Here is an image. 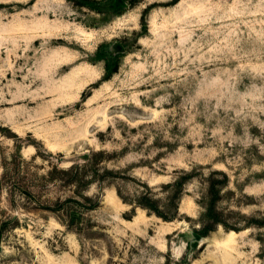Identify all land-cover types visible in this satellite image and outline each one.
<instances>
[{"label":"rangeland","instance_id":"1","mask_svg":"<svg viewBox=\"0 0 264 264\" xmlns=\"http://www.w3.org/2000/svg\"><path fill=\"white\" fill-rule=\"evenodd\" d=\"M116 1L0 0V264H264V0Z\"/></svg>","mask_w":264,"mask_h":264},{"label":"trees","instance_id":"2","mask_svg":"<svg viewBox=\"0 0 264 264\" xmlns=\"http://www.w3.org/2000/svg\"><path fill=\"white\" fill-rule=\"evenodd\" d=\"M104 56H100V59H103ZM117 65L111 64L110 62H108L105 66V71H106V75L104 79H108L114 72H116V68ZM79 166H72L71 169H69L67 172H70V174L72 175V179H74L75 181L78 179L79 177ZM73 180V181H74ZM91 180H87L86 184L91 183ZM225 184V181L223 182ZM178 190L180 191V188L182 187V183H178ZM210 195L211 198L208 201V208H207V212L205 214V219H206V224H204L203 228L199 231V235L205 237L207 236L210 231H212L214 229V227L218 224H223L226 228L228 229H235V228H230L229 226H227V224H225L223 222V220L221 219V216L218 214V211L216 209V203L219 199V191L217 190L216 184H211L210 186ZM156 213L160 215V212L158 209H156Z\"/></svg>","mask_w":264,"mask_h":264},{"label":"water","instance_id":"3","mask_svg":"<svg viewBox=\"0 0 264 264\" xmlns=\"http://www.w3.org/2000/svg\"><path fill=\"white\" fill-rule=\"evenodd\" d=\"M116 5L117 6H122V5H124V2L122 0H117L116 1Z\"/></svg>","mask_w":264,"mask_h":264}]
</instances>
